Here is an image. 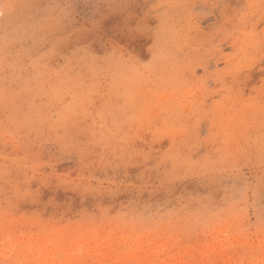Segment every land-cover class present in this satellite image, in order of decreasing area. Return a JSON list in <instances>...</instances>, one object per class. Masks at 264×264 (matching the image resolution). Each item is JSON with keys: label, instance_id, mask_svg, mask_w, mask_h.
I'll use <instances>...</instances> for the list:
<instances>
[{"label": "clouds", "instance_id": "obj_1", "mask_svg": "<svg viewBox=\"0 0 264 264\" xmlns=\"http://www.w3.org/2000/svg\"><path fill=\"white\" fill-rule=\"evenodd\" d=\"M200 2L206 7L193 13L194 21L213 15L221 0ZM166 3L160 0L157 7ZM233 11L236 30L243 37L238 42L245 45L241 63L253 68L264 61V28L260 27L264 0H244L243 7ZM157 18L155 42L147 60L113 52L89 57L76 75H71L69 61L53 77L47 57L41 55L31 62L35 71L29 84L50 96L49 103L58 109L61 121H90V129L112 132V127L122 130L125 125L131 129L133 124L156 119L179 120L186 113L196 117L197 127L202 119L212 122L206 142L215 147L200 159L192 160L189 154L178 163L172 157L173 167L155 180L141 172L138 182L112 185L109 181L105 187L100 181L99 187L89 186L85 192L110 203L75 212L68 204L61 215L74 237L89 232L151 235L178 241L187 251L174 250L167 257L138 256L131 251L120 254L111 249L100 257L73 255L69 239L45 232L51 218L44 212L38 209L17 215L18 207L9 201L5 208L0 200V264H264V78L253 89L256 95L248 97L243 108L238 107L230 86L209 89L213 76L218 83L222 77L209 73L206 61L180 58L184 46L169 12L165 10ZM32 24L34 37L46 31L42 20L33 17ZM10 34L9 27L0 25V65L11 53ZM198 68L204 69L203 76L196 75ZM5 79L0 75V85ZM221 92L227 94L210 105L204 103ZM2 104L0 90V107ZM190 178H197L202 190L181 187ZM120 197L125 199L113 212L111 201ZM225 234L244 243L225 249Z\"/></svg>", "mask_w": 264, "mask_h": 264}, {"label": "rangeland", "instance_id": "obj_2", "mask_svg": "<svg viewBox=\"0 0 264 264\" xmlns=\"http://www.w3.org/2000/svg\"><path fill=\"white\" fill-rule=\"evenodd\" d=\"M160 0H0V25L11 29L10 55L0 65V75L6 79L0 107V200L4 207H18L20 213L36 210L51 218L45 232L60 234L71 241L73 255L102 256L115 250L120 254L134 252L141 256L150 253L167 257L175 250L187 251L178 241L151 235L89 232L74 237L66 219H61L68 204L76 210H93L97 204H108L104 197L86 193L89 186L99 187L104 181L112 185L138 182L141 172L154 180L173 167L172 157L178 163L191 154L198 160L212 151L215 145L207 143L212 122L197 119L190 113L179 120L156 119L154 122L127 125L112 132L99 127L90 129L87 123L63 122L58 109L50 103V96L34 89L29 79L34 73L32 60L47 57L53 77L72 61L76 75L89 57L111 55L113 52L131 54L147 60L155 42L158 16L167 10L172 23L179 30L182 60L206 61L209 73H219L208 82L209 89L228 85L233 89L234 101L243 108L248 97L255 96L264 72V61L253 68L243 67L241 61L245 45L236 30L235 12L244 0H221L213 15L193 20V13L205 9L200 0H167L158 8ZM223 10V13H222ZM44 22L45 32L34 37L32 18ZM198 25V27L196 26ZM264 28V24L260 26ZM259 30V29H258ZM197 76L204 75L198 68ZM227 93L207 98L210 105ZM115 133V135H113ZM127 134V135H126ZM202 190L197 178H190L181 187ZM30 193V195H25ZM120 197L111 201L113 212L120 206ZM72 213H69L71 216ZM237 243L230 234L224 236L225 249Z\"/></svg>", "mask_w": 264, "mask_h": 264}]
</instances>
